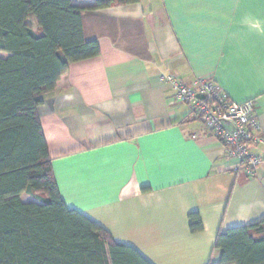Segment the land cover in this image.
<instances>
[{"label":"crops","instance_id":"0c3cea01","mask_svg":"<svg viewBox=\"0 0 264 264\" xmlns=\"http://www.w3.org/2000/svg\"><path fill=\"white\" fill-rule=\"evenodd\" d=\"M84 29L101 55L72 64L38 110L62 198L151 264L217 263L220 232L264 219V163L234 173L160 76L252 101L264 137V0H139L86 12Z\"/></svg>","mask_w":264,"mask_h":264},{"label":"trees","instance_id":"16d2710c","mask_svg":"<svg viewBox=\"0 0 264 264\" xmlns=\"http://www.w3.org/2000/svg\"><path fill=\"white\" fill-rule=\"evenodd\" d=\"M138 2L0 0V264H151L66 205L38 113L72 64L101 55L86 39L85 13ZM189 226L203 232L198 213ZM215 249L214 264H264V219L220 232Z\"/></svg>","mask_w":264,"mask_h":264},{"label":"built area","instance_id":"2783aa9c","mask_svg":"<svg viewBox=\"0 0 264 264\" xmlns=\"http://www.w3.org/2000/svg\"><path fill=\"white\" fill-rule=\"evenodd\" d=\"M160 81L172 89L176 102L188 107L189 116L199 120L219 142L224 157L232 163L233 172L253 178L264 163L252 151V146H264L254 103L233 102L209 78L186 84L174 74H163Z\"/></svg>","mask_w":264,"mask_h":264},{"label":"rangeland","instance_id":"374dc122","mask_svg":"<svg viewBox=\"0 0 264 264\" xmlns=\"http://www.w3.org/2000/svg\"><path fill=\"white\" fill-rule=\"evenodd\" d=\"M31 23L33 24V22H31ZM34 24H35V23H34ZM0 57H2V58H6L7 55L0 53ZM25 198H26V200L29 199L26 195H25Z\"/></svg>","mask_w":264,"mask_h":264}]
</instances>
